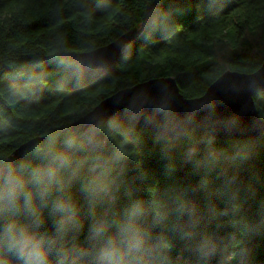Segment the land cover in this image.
<instances>
[{"label": "trees", "instance_id": "1", "mask_svg": "<svg viewBox=\"0 0 264 264\" xmlns=\"http://www.w3.org/2000/svg\"><path fill=\"white\" fill-rule=\"evenodd\" d=\"M118 40L128 44L105 76L80 75L61 58ZM263 63L264 0H0V163L35 138L24 158L71 141L74 199L87 207L80 188L94 178L111 185L109 219L143 202L148 264H264V135L220 141L191 130L177 141L106 122L105 147L94 151L68 129L147 80L176 78L195 98L227 70L254 73ZM255 103L264 119V93ZM43 227L52 231V220ZM87 238L86 223L77 239Z\"/></svg>", "mask_w": 264, "mask_h": 264}, {"label": "clouds", "instance_id": "2", "mask_svg": "<svg viewBox=\"0 0 264 264\" xmlns=\"http://www.w3.org/2000/svg\"><path fill=\"white\" fill-rule=\"evenodd\" d=\"M73 143L53 145L44 155L6 163L0 169V257L7 264H148L150 235L143 227L141 201L118 219L102 208L111 185L88 179L80 190L85 208L70 193L79 165ZM48 219L53 229H44ZM88 224V244L77 235Z\"/></svg>", "mask_w": 264, "mask_h": 264}, {"label": "water", "instance_id": "3", "mask_svg": "<svg viewBox=\"0 0 264 264\" xmlns=\"http://www.w3.org/2000/svg\"><path fill=\"white\" fill-rule=\"evenodd\" d=\"M127 44L118 40L88 52H65L61 58L80 75L101 77L115 70ZM259 93H264V63L254 73L227 70L204 95L195 98L184 96L176 78H154L111 95L68 129L84 134L90 140L88 148L94 151L105 147L100 125L106 122L142 125L159 137L177 141L191 130L208 132L220 141L245 140L264 135V119L255 103ZM38 141L21 145L8 163L23 159Z\"/></svg>", "mask_w": 264, "mask_h": 264}]
</instances>
